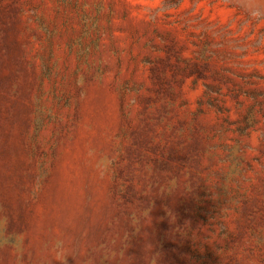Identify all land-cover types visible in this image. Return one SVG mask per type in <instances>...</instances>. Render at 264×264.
I'll return each instance as SVG.
<instances>
[{
  "label": "rangeland",
  "instance_id": "1",
  "mask_svg": "<svg viewBox=\"0 0 264 264\" xmlns=\"http://www.w3.org/2000/svg\"><path fill=\"white\" fill-rule=\"evenodd\" d=\"M0 264H264V0H0Z\"/></svg>",
  "mask_w": 264,
  "mask_h": 264
}]
</instances>
